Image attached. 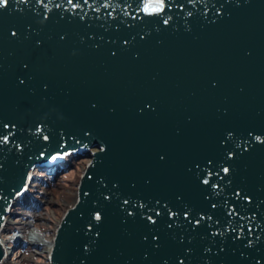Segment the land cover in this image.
Masks as SVG:
<instances>
[{"label":"water","instance_id":"obj_1","mask_svg":"<svg viewBox=\"0 0 264 264\" xmlns=\"http://www.w3.org/2000/svg\"><path fill=\"white\" fill-rule=\"evenodd\" d=\"M163 2L0 6V223L92 155L50 264H264V0Z\"/></svg>","mask_w":264,"mask_h":264},{"label":"rangeland","instance_id":"obj_2","mask_svg":"<svg viewBox=\"0 0 264 264\" xmlns=\"http://www.w3.org/2000/svg\"><path fill=\"white\" fill-rule=\"evenodd\" d=\"M86 158L89 159V156H78L68 168H63L61 165L56 169V172H52L53 179L48 178L45 174L41 177L32 176V179L37 182L31 191L25 192L29 204L19 203L18 200L14 202L13 208L8 213L9 221L3 231L6 236L11 233V228L12 230L15 228V232L20 233L21 238H17L14 244L7 243L9 249H7L6 255L9 253L7 257L12 259V264H50L48 250L44 248V245H35L36 243L29 239L28 229L33 224H37L47 234L52 233L54 218L58 219L65 205L73 202V192L76 189L82 164L87 161ZM68 161L69 159H66L64 163L67 165ZM30 182L32 183V181Z\"/></svg>","mask_w":264,"mask_h":264},{"label":"bare ground","instance_id":"obj_3","mask_svg":"<svg viewBox=\"0 0 264 264\" xmlns=\"http://www.w3.org/2000/svg\"><path fill=\"white\" fill-rule=\"evenodd\" d=\"M92 149L94 150V149H97V147L96 146H93L92 147ZM83 156V155H82ZM89 156V159H87V161H86V163L85 164H82V167H81V170H80V173H79V176H78V180H77V183H76V189H75V192H73L74 193V197H75V195H76V192H77V190H78V187H79V182H80V179H81V177H82V175H83V172L85 171V169L87 168V166H88V163H89V161H90V159H91V157H92V155H88ZM84 158V157H83ZM66 159H69L70 161H71V163H74L75 161V159L73 158V155H72V153L71 152H66V153H64L63 155H62V157L60 158V161H59V165H58V167H60L61 165H62V167L64 168H68L67 167V165H65L66 163H64L65 162V160ZM69 162V161H68ZM67 162V163H68ZM41 169H43V170H41ZM56 172V169H53V168H42V167H29V171H28V173H27V181H26V183H25V192L27 191V190H29V191H31L32 189H33V186L31 185V184H34L35 185V183L37 182V180H35V179H32V176L34 177V176H37V175H35V173L36 174H39V176L38 177H41L42 175H47L48 176V178H51V179H53V177H52V172ZM60 171V170H59ZM47 173H49V174H47ZM54 175V174H53ZM30 181H32V183L30 182ZM73 193H72V195H73ZM30 199V198H29ZM55 199V198H54ZM16 200H18L19 201V203H26V204H29V202L27 201L28 200V197L27 196H25V193L24 192H15L14 193V195H13V197H11L10 199H9V206H5V209H6V212H5V219H3L2 221H1V223H0V233H1V237H2V240H3V244H4V248H5V251H7V249H9L8 248V242L9 243H12V244H14L17 240V238H21L20 237V233H18L17 231L15 232V228L13 229L14 230V232H13V230H12V228H11V233H9V235H5V233L3 232L4 231V227L6 226V224H7V222L9 221V216H8V213L11 211V209L13 208V204H14V202L16 201ZM32 200V199H31ZM56 200V199H55ZM74 200V199H73ZM13 202V203H12ZM32 204V206H34L33 205V203H31ZM39 204V203H38ZM37 204V205H38ZM71 204L72 203H70V204H67V205H65V207L63 208V211H62V213H61V215H60V217L58 218V219H56V218H54L55 220H53L54 222H53V224H54V227H52V233L49 235V234H47L44 230H43V228H41V227H39V225H37V224H33L31 227H30V229H28V231H29V239H31L32 241H34L36 244L35 245H44L45 247L44 248H46L47 250H48V252L50 251V249H51V246H52V243H53V241H54V238H55V235H56V231H57V229H58V226H59V224H60V221L62 220V218H63V216H64V214L66 213V211L68 210V208L71 206ZM36 205V206H37ZM29 206V205H28ZM46 212V211H45ZM36 216V215H35ZM56 217V216H55ZM29 228V227H28ZM25 231V230H24ZM28 233V232H27ZM23 241V240H22ZM6 243V244H5ZM9 252V251H8ZM47 257V256H46ZM7 259H8V262H9V264H12V259L11 258H9V257H7Z\"/></svg>","mask_w":264,"mask_h":264},{"label":"snow or ice","instance_id":"obj_4","mask_svg":"<svg viewBox=\"0 0 264 264\" xmlns=\"http://www.w3.org/2000/svg\"><path fill=\"white\" fill-rule=\"evenodd\" d=\"M8 3V0H0V6H4ZM164 7V2L163 0H159V6L154 8L153 11H160L162 8ZM225 171H227V169H225ZM99 218V217H97Z\"/></svg>","mask_w":264,"mask_h":264},{"label":"trees","instance_id":"obj_5","mask_svg":"<svg viewBox=\"0 0 264 264\" xmlns=\"http://www.w3.org/2000/svg\"><path fill=\"white\" fill-rule=\"evenodd\" d=\"M65 165H66V164H65ZM35 175L39 176V174H36V173H35ZM31 185L34 186V184H31Z\"/></svg>","mask_w":264,"mask_h":264}]
</instances>
